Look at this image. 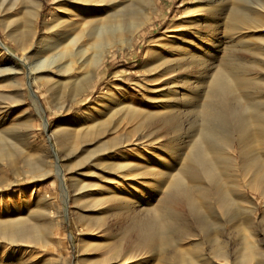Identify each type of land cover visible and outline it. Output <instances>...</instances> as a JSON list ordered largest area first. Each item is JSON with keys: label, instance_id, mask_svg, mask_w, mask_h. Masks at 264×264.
I'll use <instances>...</instances> for the list:
<instances>
[{"label": "bare ground", "instance_id": "1", "mask_svg": "<svg viewBox=\"0 0 264 264\" xmlns=\"http://www.w3.org/2000/svg\"><path fill=\"white\" fill-rule=\"evenodd\" d=\"M19 1L21 0H0V13L6 12L1 15L6 16L7 9H11L9 7ZM147 1L150 6L146 14H141L142 9L120 20L124 30H132L151 20L154 0ZM103 2L105 1L63 0L61 9L52 11L43 22V33H53L56 38L62 34L66 35L70 25L86 16L99 14ZM195 3V6L187 10L186 14L173 24L172 29L164 34L161 42L151 44L158 48L149 49L151 62L148 63V73L157 75L152 80L168 75L163 80L164 88L151 90L159 93L158 96L146 98L154 103L157 109L138 110L137 107L129 108L127 103H123L126 105L124 110L127 109L131 116L139 117L137 126L147 131L146 134H139L135 140H141L148 158L136 152L139 161L130 164L126 159V152L118 150L117 156L122 160L115 159L112 155L113 160L109 163V171L114 177L105 178L113 184L112 189H106V202L118 199L120 209L116 217L113 215L117 223L114 230L107 225L108 236L116 248L114 264L125 259L133 248L152 249L157 255L164 253L158 264H209V261H227L231 256L242 260L262 256L261 248L258 247L260 242L255 236L258 232L264 233V211L257 219L255 197L248 196L247 192L264 197V0H195ZM35 16L33 9L25 10L24 30L12 35L11 41L16 47L26 50L25 53H35L39 49L46 53L60 44L59 41L52 40V43L48 42L49 45L45 46L47 36L42 34L34 45ZM119 23L114 21L101 32L109 34L119 28ZM96 32L98 34L99 30ZM102 43H95V46L100 47ZM2 46L12 58L15 57L7 46ZM102 52L103 50L97 58L102 56ZM28 58V55H22L18 60L29 69V78L35 79V75L42 72V60L33 59L34 61L27 63ZM81 67L64 74L56 73L55 83L79 80L91 73L90 70L81 71ZM3 70L9 74L19 71L9 68L0 69V73ZM28 86L30 87L29 83ZM32 99L37 103L33 95ZM37 108L39 109L38 104ZM177 108H183L186 114L202 109L206 114L207 124L211 123V120L213 124H206L197 130L191 128L183 136L178 135V139L173 138L172 142H162L159 140L162 126L157 128V125L166 126L172 121L178 114ZM92 109L97 113L102 112L100 109ZM94 117L92 112H87L86 116L79 118L78 124L83 127L81 134L87 133L88 121H98ZM43 127L46 129L48 124L43 122ZM126 136H115L117 142H113L112 146L125 147ZM14 140L17 139L0 133V156H5V161L0 160L1 165L11 163V149H16L21 154L24 147H28L27 141L19 146ZM56 140L58 143L63 142L60 137ZM162 152L165 155H162ZM55 158L57 159V156ZM127 170L135 171L134 179L152 181L146 186L151 189L154 204L149 210L147 208L143 216L139 215L140 217L136 216L137 209L132 207L134 202L115 192L126 188L121 183L130 178ZM55 173L60 179V189L66 200L68 196L65 186L62 185V169L57 161ZM210 207L213 209V215H225V222L233 232L246 231V239L242 241L244 245L238 250L243 251L242 254H235L236 249L229 252L231 248H228L227 242L222 238L223 233L218 231L219 223L214 222V227L209 226V212L205 209ZM155 212L160 215V218L157 216V221L153 219ZM200 212L205 213V221L199 217ZM37 214L39 218L50 217L49 210L39 211ZM188 214H192L200 225L198 229L203 233V240L191 239L190 248H177L183 239L198 235L192 233L186 224L185 217ZM210 215L213 216L212 213ZM154 217L156 218V215ZM168 221H173L179 227L180 234L176 241L167 238L162 232ZM40 226L41 223L29 222V218L0 219V242L4 241L12 246L19 242H44L46 235L38 232L42 228ZM166 246L170 249H166ZM11 250L8 247V256L14 257V250ZM14 264L23 262L16 259Z\"/></svg>", "mask_w": 264, "mask_h": 264}, {"label": "rangeland", "instance_id": "2", "mask_svg": "<svg viewBox=\"0 0 264 264\" xmlns=\"http://www.w3.org/2000/svg\"><path fill=\"white\" fill-rule=\"evenodd\" d=\"M103 1L105 2L99 14L78 20L68 27L66 35L62 34L57 38L53 33H43V22L52 11L61 9L63 0H21L9 7L11 9H7L6 16L1 15L6 12L0 13V69L19 70L14 74L4 70L0 73V133L16 138L14 143L19 146L20 143L28 142V147H24L21 154L16 149L10 150L11 163L0 164V219L29 218L31 223H41L42 228L38 232L46 235L44 242L35 244L19 242L12 246L1 241L0 264H14L16 259L23 264H114L116 248L108 236L107 225L114 230L117 226L115 217L120 209L118 199L106 202V189H112L113 184L105 178L114 177L109 171V163L113 160L112 155L115 159L122 160L117 156L120 150L126 152V159L130 164L139 161L136 152L148 158L141 140H135L139 134H146L147 131L137 126L139 117L131 116L123 107L128 105L129 108L137 107L138 110L157 109L156 105L146 98L158 96L159 93L151 90L164 88L163 80L168 75L152 80L157 75L148 73V63L151 62L149 49L158 48L151 44L161 42L164 34L196 3L195 0H154L151 20L132 30H124L121 26L122 18L142 9L141 14H146L150 3L147 4V0ZM27 9H33L36 14L34 45L42 34L47 36L45 46L55 40L59 41L60 45L46 53L39 49L36 54L25 53L26 50L16 47L11 41V36L24 30V12ZM114 21L120 22L119 28L109 34L101 32ZM98 41L103 42L100 47L95 46ZM2 44L14 53V58L3 49ZM100 50H103L102 56L97 58ZM22 55L30 57L26 60L27 63L41 58L42 72L36 74L35 79L29 78V69L18 60ZM77 67H81L83 72L90 70L91 73L79 80L55 83L56 73L64 74ZM32 95L37 103L33 101ZM92 108L102 112L97 113ZM87 112H92L98 121H88L87 133L81 134L83 127L78 124L79 118L86 116ZM181 112L183 108L178 109L177 116L169 122L170 124L157 125V128L162 126L160 141L172 142L173 138L178 139V135L183 136L187 130H197L207 124V117L202 109L188 114ZM43 122L48 124L46 129ZM212 124L211 120L207 125ZM119 135L127 137L125 147L112 146L113 142H117L115 136ZM59 137L62 143L57 142L56 138ZM161 154L165 155L163 152ZM4 158L5 156H0L1 161H5ZM56 161L62 169V185L65 186L68 196L66 200L60 189V179L55 173ZM129 171L127 170V174L130 178L121 183L126 188L115 192L127 200L131 199V202H134L132 207L137 209L136 216H143L147 208L149 210L154 204L151 189L146 186L152 181L134 179L135 171ZM247 195L255 197V216L259 219L264 211V197L251 192H247ZM147 201H151L150 204H143ZM211 208L205 209L209 212V226L214 227V222L219 223L218 231L223 233L222 238L227 242L228 248H231L229 252L236 249L235 254H242L243 251L238 250L244 245L242 241L246 239V231L233 232L225 222V215H213ZM46 209L50 211V217H37L39 211H47ZM189 214L185 217L186 224L192 233L198 235L183 239L177 248H190L191 239L203 240V233L198 229L200 225L194 216ZM204 214L200 212L199 217L205 221ZM157 216L160 218L159 213L155 212L154 221L159 219ZM166 224L162 229L163 234L176 241L180 234L178 225L173 221ZM203 225L204 223L201 226ZM234 239L238 242L233 241ZM255 239L260 242L258 247L261 248L263 257L242 260L231 256L227 261L215 260L208 263L264 264V233L258 232ZM8 247L11 251L14 250V257L8 256ZM166 249L170 248L166 246ZM163 254L157 255L152 249L133 248L118 264H158Z\"/></svg>", "mask_w": 264, "mask_h": 264}]
</instances>
